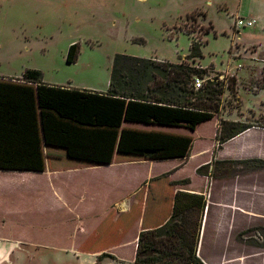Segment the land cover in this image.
<instances>
[{
    "label": "rangeland",
    "instance_id": "rangeland-1",
    "mask_svg": "<svg viewBox=\"0 0 264 264\" xmlns=\"http://www.w3.org/2000/svg\"><path fill=\"white\" fill-rule=\"evenodd\" d=\"M253 14L259 16L256 26L236 24L241 17ZM254 32L256 35L251 34ZM189 40L202 42V58H187ZM74 43L78 44L79 54L76 61L67 62V50ZM116 53L173 62L184 60L208 69L204 82L210 77L224 81L220 111L214 119L198 124L193 132L178 129L194 139V156L184 171L194 178V165L208 157L201 166L202 172L214 179L241 175L243 182H254V191L264 193V0H0V75L38 68L48 81L104 91ZM222 120L238 121L245 127L236 141L219 143ZM167 165L157 163L150 169L156 172ZM144 167L147 170L149 165L124 166L119 170L142 171ZM69 176L62 183L66 184L69 200L82 202L79 206L94 203L99 212L92 214L86 207L64 211L61 206L60 214L34 217L30 235L62 245L84 239L81 243L87 249L110 242L111 239L99 240L98 232L93 230L102 218L99 213L103 204L93 196L98 193L87 187L90 183L97 187L101 171ZM214 218L212 210L210 224ZM226 221L223 219L224 224ZM233 223L235 240L264 247L260 220L249 225L245 216L238 215ZM107 226L102 224L103 230ZM132 233L128 234L131 239ZM59 248L60 251L54 250ZM124 249L129 255L131 246ZM78 250L64 252L62 247L52 246L48 251L50 258H66L67 264H91L89 258H99L95 262L101 264V258H111L103 256L104 251L92 256L87 250ZM33 251V258H43L41 253L46 254L47 249ZM76 258L83 260L76 262ZM5 261L0 264H11Z\"/></svg>",
    "mask_w": 264,
    "mask_h": 264
},
{
    "label": "crops",
    "instance_id": "crops-1",
    "mask_svg": "<svg viewBox=\"0 0 264 264\" xmlns=\"http://www.w3.org/2000/svg\"><path fill=\"white\" fill-rule=\"evenodd\" d=\"M243 18H255L256 25L259 23L257 14ZM43 79L46 83L74 87ZM109 80L110 77L104 91L108 90ZM36 85L22 79V73L0 75V263L7 260L5 262L11 264H67L66 258H50L48 250L58 246L62 251L72 253L79 251L78 248L84 249L92 256L104 251L102 255L111 258H101V264H138L135 256L140 231L166 222L173 211L175 194L183 191L202 194L206 201L197 248V254L205 264H264V247L249 245L233 236V221L238 215L245 216L249 225L260 220L264 226V193L254 191V182H243L241 175L214 179L208 172L199 173L198 168L207 163L208 157L194 165V178L184 171L194 156V139L178 129L193 132L198 125L195 130H190L184 126L123 121L110 155L100 154L98 143H91L86 150L83 149L85 147L77 141L76 124L58 120L53 113H43L36 107ZM125 128L190 135V156L157 160L120 156L118 144ZM239 136L225 144L236 141ZM157 163L169 165L154 172L150 167L153 165L154 168ZM146 164L149 165L147 170L145 167L142 171L119 170L124 166ZM92 171H101L102 177L96 180V184L103 189L88 182L87 187L98 193L93 196L99 197L103 204V211L99 213L102 218L93 230L98 232L99 240L111 241L98 248L87 249L81 243L84 239L62 245L61 242L33 238L29 231L33 229L34 217L42 218L53 212L60 214L58 208L61 206L64 211L66 208L82 210L86 207L97 215L99 211L94 208V203L79 206L82 202L76 204L69 200L65 193L66 184H62L66 183L65 176ZM212 210L215 220L210 224ZM223 219L228 220L226 224ZM102 224L108 225L105 230ZM131 232L132 239L128 237ZM130 246L128 255L124 248ZM35 248L47 249L46 254L41 253L43 258H33ZM54 250L60 251V248ZM96 259L99 258H89L91 264H96ZM75 260L80 262L83 259Z\"/></svg>",
    "mask_w": 264,
    "mask_h": 264
},
{
    "label": "trees",
    "instance_id": "trees-1",
    "mask_svg": "<svg viewBox=\"0 0 264 264\" xmlns=\"http://www.w3.org/2000/svg\"><path fill=\"white\" fill-rule=\"evenodd\" d=\"M78 54V44H71L66 61H76ZM202 57V42L192 40L187 58L196 61ZM208 73L207 68L184 60L173 62L116 53L107 91L46 83L43 72L31 67L22 72V79L37 84L38 109L76 124L77 141L84 150L91 143H98L99 153L110 155L123 121L195 130L198 124L216 116L224 81L210 77L199 88L193 83L196 77L204 78ZM244 130L238 121L222 120L218 141L222 144ZM191 146L190 135L125 128L118 153L133 159L188 158ZM205 205L202 194L178 191L168 220L140 231L135 262L205 264L197 254Z\"/></svg>",
    "mask_w": 264,
    "mask_h": 264
},
{
    "label": "built area",
    "instance_id": "built-area-1",
    "mask_svg": "<svg viewBox=\"0 0 264 264\" xmlns=\"http://www.w3.org/2000/svg\"><path fill=\"white\" fill-rule=\"evenodd\" d=\"M255 22H256V19L255 18H243V17H241L240 19H238L236 21V24L238 26H240V27H250V26H253ZM203 81H204L203 78L196 77L194 79V82H193L194 83V86L196 88L201 87L202 84H203Z\"/></svg>",
    "mask_w": 264,
    "mask_h": 264
}]
</instances>
